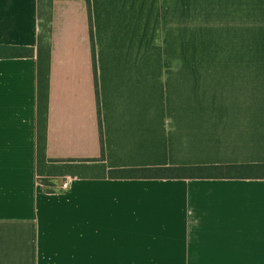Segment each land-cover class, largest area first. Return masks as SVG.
<instances>
[{"label":"crops","instance_id":"obj_1","mask_svg":"<svg viewBox=\"0 0 264 264\" xmlns=\"http://www.w3.org/2000/svg\"><path fill=\"white\" fill-rule=\"evenodd\" d=\"M91 2L97 78L86 0H0V264H264L263 175L109 174L264 163V0Z\"/></svg>","mask_w":264,"mask_h":264},{"label":"trees","instance_id":"obj_2","mask_svg":"<svg viewBox=\"0 0 264 264\" xmlns=\"http://www.w3.org/2000/svg\"><path fill=\"white\" fill-rule=\"evenodd\" d=\"M87 1L88 16L90 23V35L92 44V60L94 65L95 77L97 75L96 66V46L94 40L93 29V13L92 2ZM35 50L33 47L27 46H12L0 45V57H31L34 56ZM97 78V77H96ZM98 111H99V125H100V142L102 148V155L97 158H70L69 160H102L105 157L104 151V136L101 119L100 94L97 87ZM110 175H135L152 178H207L219 176L232 177H252L254 175L264 176V163L260 164H201V165H166L155 167H137V168H119L110 169ZM42 183L48 191H53L50 179H41Z\"/></svg>","mask_w":264,"mask_h":264},{"label":"built area","instance_id":"obj_3","mask_svg":"<svg viewBox=\"0 0 264 264\" xmlns=\"http://www.w3.org/2000/svg\"><path fill=\"white\" fill-rule=\"evenodd\" d=\"M68 185V183H64L63 187H66Z\"/></svg>","mask_w":264,"mask_h":264}]
</instances>
